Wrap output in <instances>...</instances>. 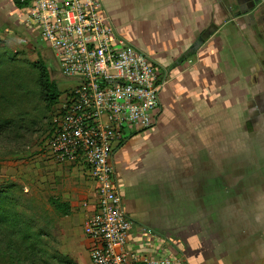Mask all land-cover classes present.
<instances>
[{"label": "crops", "instance_id": "crops-1", "mask_svg": "<svg viewBox=\"0 0 264 264\" xmlns=\"http://www.w3.org/2000/svg\"><path fill=\"white\" fill-rule=\"evenodd\" d=\"M101 2L104 17L119 36L169 73L161 90L156 124L116 142L111 157L124 209L135 224L127 240L128 250L139 255H166L175 264H255L257 257L252 258L250 252L216 251L219 243L210 238L207 216L221 205L208 204L206 199L229 197L217 185L226 178L221 173L214 176L213 195L212 190H205L202 175L209 136L221 150L228 142L232 150H239L242 132L248 137L251 152L257 147L251 135L256 131L264 137V32L256 23L258 17L239 13L246 0ZM28 7L20 9L13 0H0V15L5 14L8 22L15 24ZM201 36L204 42L190 54ZM225 130L231 134L229 140L224 138ZM46 137L47 164L61 170L62 182L57 187L70 179L67 167L72 166L74 177L86 178L90 199L84 210L77 208L70 222L57 226V251L72 264H93V241L83 223L95 208V182L86 165L58 163L50 151V137ZM194 195L198 200L193 202ZM70 207L73 211V201ZM235 208L232 210L239 218L233 230L251 235L256 230L255 215ZM258 261L264 264V255Z\"/></svg>", "mask_w": 264, "mask_h": 264}, {"label": "rangeland", "instance_id": "rangeland-1", "mask_svg": "<svg viewBox=\"0 0 264 264\" xmlns=\"http://www.w3.org/2000/svg\"><path fill=\"white\" fill-rule=\"evenodd\" d=\"M3 12L7 13L6 10ZM1 15L0 46L7 48L5 60L9 61L4 67L8 73L13 70V78L8 79L11 86L0 91V189L9 192L17 217L10 214L7 227L0 229V264H72L57 251L55 231L62 222L71 221L77 208L84 210L85 202L90 200L86 195L88 187L86 178L74 177L72 166L67 167L70 179L62 187H57L62 182L61 170L52 169L47 164L49 154L45 141L55 108L75 82L63 77L58 69L52 73L63 94L58 104L48 110L41 86L37 85L38 61L41 56L47 63L53 53L46 49L28 20V10L20 13L15 24L12 20L8 22L5 14ZM3 92H7L9 99L3 100ZM247 120L253 123L251 117ZM251 137L257 140V147L252 152V146L248 148V137L242 132L239 150H232L231 142L222 145L221 150L209 136L208 148L204 151L208 160L202 181L205 180V190H212L214 195V176L221 173L232 180L230 175H233L235 181L232 183L217 182V185L225 195L232 187L240 189L243 191L240 198L215 199L213 196L206 199L208 204L221 205L218 209L213 208V213H208L210 238L219 243L221 249L216 247L218 253L223 250L225 253L247 255L250 252L254 255L252 258L257 257L255 264H260L258 258L264 255V137L256 131ZM224 138H231L226 130ZM238 183L240 185L236 187ZM194 197L191 198L193 202L198 200ZM71 201L75 203L73 211L70 209ZM59 204L61 208L57 209ZM234 207L255 215L256 230L251 235L241 229L233 230V226H237L234 222L239 218L232 210ZM210 210L212 206H209ZM88 217L83 223L84 231ZM25 233L31 235L28 240L23 238ZM18 247H22L23 253H15Z\"/></svg>", "mask_w": 264, "mask_h": 264}, {"label": "built area", "instance_id": "built-area-1", "mask_svg": "<svg viewBox=\"0 0 264 264\" xmlns=\"http://www.w3.org/2000/svg\"><path fill=\"white\" fill-rule=\"evenodd\" d=\"M27 10L60 74L75 82L56 108L49 147L58 163L86 165L95 182L96 204L85 225L92 263L175 264L166 255L128 250L135 224L111 162L116 142L156 124L167 69L119 36L101 0H32Z\"/></svg>", "mask_w": 264, "mask_h": 264}, {"label": "trees", "instance_id": "trees-1", "mask_svg": "<svg viewBox=\"0 0 264 264\" xmlns=\"http://www.w3.org/2000/svg\"><path fill=\"white\" fill-rule=\"evenodd\" d=\"M13 2L17 8L22 9V8L28 7L31 1L30 0H13ZM7 53H8L7 48L0 46V91H4L8 87H10L11 84H9L8 79L13 78V70H10V73H8V71L4 67V64L9 61V60H5ZM38 70H39V77H38L37 85L39 83V85L41 86V93L45 96L48 110L49 109L52 110L54 106L58 104V102L60 101V97L63 94V91L60 89L57 82L52 78V73L55 72L56 69L51 68L44 61L43 57L40 56V59L38 61ZM14 72L16 73V71ZM2 98L3 100H6V98L9 99V97L7 96V92H3ZM56 108H55V111H56ZM54 113H53V116H54ZM53 116L50 119V124L48 126V131H49L47 132L48 137H50L53 132V121H52ZM10 200L11 199L9 197V192L7 190L0 189V223L2 224L0 225L1 230L7 227V223L10 220V214H13L14 218L17 217L15 210H14V202H10ZM59 208H61V205L57 206V209ZM30 237H31L30 234L25 233L23 238L28 240ZM21 248L22 247H18L17 248L18 251L17 252L15 251V253L16 254H18V252L19 254L23 253V250ZM132 264H145V263L141 261H137V262H133Z\"/></svg>", "mask_w": 264, "mask_h": 264}, {"label": "water", "instance_id": "water-1", "mask_svg": "<svg viewBox=\"0 0 264 264\" xmlns=\"http://www.w3.org/2000/svg\"><path fill=\"white\" fill-rule=\"evenodd\" d=\"M245 9L241 10V12L248 13L250 17H258V20H256V23L260 25L261 30L264 32V0H246V5ZM232 7V6H230ZM230 11H232V8H230ZM237 14V13H236ZM205 38L204 37H199L193 46L191 47L190 54L194 53L199 49V47L202 45L204 42Z\"/></svg>", "mask_w": 264, "mask_h": 264}, {"label": "flooded vegetation", "instance_id": "flooded-vegetation-1", "mask_svg": "<svg viewBox=\"0 0 264 264\" xmlns=\"http://www.w3.org/2000/svg\"><path fill=\"white\" fill-rule=\"evenodd\" d=\"M47 64H48L51 68H53V69H58V71H59L58 64H57V61H56V59H55L54 56H52V57H50V58L48 59ZM230 176H231L232 180L226 178V180H225L224 182L231 181V183H232V181H235L233 175H230ZM234 176H235V173H234ZM239 185H240V183H238V184L236 185V187H238ZM241 192H243V191H241L240 189H234V188H232V190H230V191H226V194H227L229 197L235 196V195H237V194H239V196H240V195H241ZM229 197H228V198H229Z\"/></svg>", "mask_w": 264, "mask_h": 264}]
</instances>
